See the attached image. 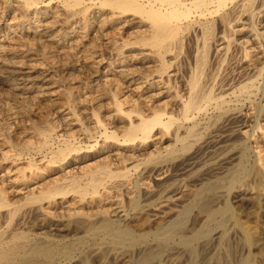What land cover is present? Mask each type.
Segmentation results:
<instances>
[{"label": "bare ground", "instance_id": "1", "mask_svg": "<svg viewBox=\"0 0 264 264\" xmlns=\"http://www.w3.org/2000/svg\"><path fill=\"white\" fill-rule=\"evenodd\" d=\"M238 21L247 25L238 41L219 36L225 44L220 49L235 59L237 70L220 76L206 66L208 43L216 26L229 31ZM113 26L136 39L122 42V48L149 51L131 54V63L142 60L154 66L184 43L192 45L194 67L188 70L183 92L162 86L171 73L152 75L138 85L158 90L149 114L136 111V123L125 127L123 135L97 121L99 136L89 145L61 137V146L51 149L49 127H38L46 154L38 162L31 156L27 167L18 166L22 174L17 179L24 185L14 194L22 196L13 201L0 189V264H264V172H255L257 160L248 146L255 130L246 127L248 103L259 112L263 106L256 98L264 95V0H0V89L7 92L0 93V100L14 99L29 114L45 113L43 106L33 109L25 98L60 99L59 88L51 82L60 62L46 66L39 56L52 59V52L64 54L67 43L86 42L89 31ZM116 42L106 40L112 56L121 49ZM250 43L256 54L248 50ZM103 77L107 83L113 79L109 72ZM115 91L113 100L122 94L120 87ZM120 105L116 102L114 111ZM56 110L61 111L58 105ZM256 121L263 129L264 120ZM88 149L95 150L90 154ZM68 157L70 162L52 184L34 170L44 169L38 167L41 162L55 165ZM75 170L85 173L75 175ZM65 177H72L73 183H67L79 195L81 221L51 211V204L67 195ZM246 197L256 210L255 217L244 221L239 211ZM44 200L47 207L29 205Z\"/></svg>", "mask_w": 264, "mask_h": 264}, {"label": "rangeland", "instance_id": "2", "mask_svg": "<svg viewBox=\"0 0 264 264\" xmlns=\"http://www.w3.org/2000/svg\"><path fill=\"white\" fill-rule=\"evenodd\" d=\"M243 21L244 20H241V22H243ZM241 22L238 21L236 23L237 25L235 24L231 28V30H229V31L228 30L224 31L225 29L222 28V26L221 27L216 26L214 29V37L208 43V45H209L208 52L209 53H207L206 63L209 62L210 64L209 65L206 64V66H207V68L209 66H212V69H214L213 72H216V73L218 72L220 74V76H222L224 74V72L226 73L227 71H230L232 69H233L232 71L237 70V68H236L237 64L235 62V59H233L234 61L231 60V58L229 56H226V54L220 48L225 46L224 41H223L224 39H222L221 37H224V36L229 37V35H230L232 40L238 41V38L242 35L243 32H245V31L242 32L240 30L243 27L244 28L247 27V25H245V24L243 26H241L240 25ZM245 22H246V20H245ZM238 25H240V26H238ZM115 28H117V27H114V26L110 27V28L106 27L105 29H103L104 31L100 30L99 32H95L92 30L89 31L88 32L89 33L88 38H87L86 42L83 41L78 45H77V43H75L77 46L75 44L73 46V44L67 43L66 44L67 50H65L64 54H54L53 52L51 53L52 49H49L50 51L48 50V52L51 53V56L53 57L52 59L54 61L51 59L50 55H47V56H45V55L41 56L40 55L41 57L39 56V61L41 60L40 62H43V63L45 62L44 63L45 65L47 63L49 66L53 65V64L56 65L60 62L57 65V67H55V69H57V70L54 69V71L56 73L53 71L52 77H53V75H54V77L51 80V82L57 88H59V90H60L59 92H61L60 93L61 95L59 96L60 99H56V100H52V101L51 100L50 101H44V100L40 101V99H38L37 97H33L34 99L33 98H29V99L25 98V99H27V100H25V102L28 101V103H29V101H30V103L29 104L27 103V105H29V106L31 105V108L34 107L33 109H35L38 106H40L42 108V106H43V109L46 111L45 113H43L41 115L34 114V113L29 114L26 111H24L25 109H24L23 105L20 104L18 101L15 102L14 99L0 100V108L2 106V108L4 109V110H2V108H1V112H0V138H1L0 139V141H1L0 142V150H1L0 153L1 154L4 153L6 156L5 157L4 154H3V156H1V154H0V163H1L0 164V189L1 188L5 189L7 191V195L11 199H13V201H17V199H20L19 195L22 196V194H19L18 197H16L17 193L14 194V192H16V189L18 190L19 188L23 187L22 184L24 185L23 180L17 179V177L21 176V174H22V172L21 173L18 172L19 171L18 168L22 167V166L27 167L26 165L28 164L29 159L31 160L33 156L35 157V158L33 157L34 158L33 160L38 162L39 160H41V157L44 156L43 154L44 153L46 154V152L43 151L44 149H41L42 142H43L44 138H43V136H41L40 132L37 131L38 127H44V128H45V126L49 127V128L48 127H46V128L49 129V132L51 134L50 135V142H49L51 149L59 148V145L61 146V144H60L61 143L60 142L61 137L62 138L66 137V138H71V139L75 138V140L77 142H79L81 144L89 145V144L95 143L96 138H98V136H99V128L97 127L98 124H96L97 121H98V123L101 122L105 126L107 125V127H109L110 130L116 131L119 135H123L124 131L126 129L125 127L132 124L133 121H135L134 123H136V119H135V115L137 114L136 111H140L141 114H144V115L149 114V112L151 111V109L155 105V104L152 105L154 102L153 94L156 93L158 90L153 91L150 87H149V89H148V87L147 88H141L140 87L141 88L140 89L139 86L144 81L152 80L154 74H157L160 72H167L170 75V73H171L172 76H171V78H169L170 81H168L167 84H164L162 86H164V87L169 86V87L173 88L175 91L178 90L179 91V92L177 91L178 93L183 92V89H182L183 88L182 86L184 84L183 82H185V80L188 78V76H186V75L190 74V71H188V70H189V68L194 67V62L192 61V57H191L192 56L191 53L193 50L192 45H190L188 43H184L183 44L184 46L182 45L181 47H179V49L175 48L173 50V52H170V55L168 54L166 56L164 61L167 63V65L165 64L164 66H163V64L165 63L164 61L154 62V66H153V63L147 64V63L142 62V60H136L134 63H131V60H130V59H132L131 54H132V56H134V54L135 55L138 54L141 56L142 54H146L145 52L147 50H145V49L141 50L140 49V50H138L139 52L136 50H132V51L128 52L126 47H125V49L122 48V46L126 42L136 41V39L133 38V40H131L129 38V36L127 35L128 33L126 34L125 31L119 30V29L115 30ZM232 29H234V30L232 31ZM126 36H128V38ZM219 36H221V37H219ZM216 37L218 40L216 39ZM89 38H90V40H89ZM106 38H109L112 40L116 39L117 40V42H116L117 48L119 46H121V49L119 47L120 50H118V51L115 50L116 52L113 53V56L111 54H109L106 50V40H109ZM122 42H124L123 45H122ZM82 43H84V46H82L83 45ZM85 44H87V45H85ZM247 46L249 48L248 50L250 51V53L256 54V52H253V50H251L253 48L251 43L248 44ZM72 47H73V49H72ZM88 48H89V50H88ZM217 48H218V50H217ZM68 52H70V53H68ZM147 52H149V51H147ZM173 55H174V57H173ZM178 55H179V58H178ZM222 55H223V57H222ZM54 56L56 57V59L57 58L58 59L56 60ZM42 57H43V59H42ZM142 57H144V55ZM221 57H222V59H221ZM79 58H80V61H79ZM49 60H51V62ZM84 60H86V62ZM66 61L68 64L67 63L65 64ZM232 61L235 63H232ZM61 62H63V65L61 64ZM86 64H87V66H86ZM91 64H92V66H91ZM233 64L235 67H233ZM48 65H46V66H48ZM137 65H138V67H137ZM63 66H65L67 68H65ZM74 66H76V67L74 68ZM165 66H167V67H165ZM227 66H228V68H227ZM61 67H62V69H61ZM79 67H81V68H79ZM97 67H98V69H97ZM87 68H89V69L87 70ZM158 68L159 69L162 68V69H160V71H158ZM230 68H232V69H230ZM167 69H168V71H167ZM92 70L97 71V73H95L96 75L92 74V72H91ZM152 71H153V73H152ZM106 72L111 73V76L114 79V80L112 79V81L114 83L112 81L110 83H107L104 80L105 77H103V75H104V73L106 74ZM173 74L176 75V77ZM90 76H92V77H90ZM151 77H152V79H151ZM185 77H186V79H185ZM54 81H56V84ZM260 81L263 82L264 80H260ZM235 82H236V80H235ZM107 84H109V85H107ZM117 87H120L122 94H121V96L117 95L116 99L113 100L114 98H113L112 94L113 95L115 94L114 92H116L115 90ZM1 90L2 89H0L1 94L7 93V92L5 93V91H3V90L1 91ZM64 91H66V92H64ZM67 91H72L73 94H72V92H67ZM2 92H4V93H2ZM64 94H66V95H64ZM63 95H64V97H63ZM70 95H71V97H70ZM72 95H74V96H72ZM144 95H145V97H144ZM67 96H68V98H67ZM72 97H74V98H72ZM61 98H62V100H61ZM65 99H67V100H65ZM151 99H153V100H151ZM256 100L259 103L263 104L262 110L259 112V110L255 109V107H253L254 106L253 104L248 103V105L250 107H248L247 110L251 114L248 118L249 120L247 122L246 127H247V129H251V130L254 129L255 130V132H253L254 133L253 140L249 142L248 146L250 147V149L255 154V157L257 160L256 164H255L256 165L255 166V172L257 173V172H260V170L261 171L263 170V172H264V128L259 129L258 125L255 124V123L259 122V121L257 122L256 120H264V108H263L264 107V95L259 93ZM1 101H2V103H1ZM58 101H60L62 103H60V102L58 103ZM63 101L65 103H63ZM115 101L121 103V105H120L121 107L118 111H114L115 106H116ZM135 101H137V102H135ZM150 101H153V102L150 103ZM52 102H53V104H52ZM114 103H115V105H114ZM57 105H58L59 109H61L60 112H56L57 111L56 110ZM54 106H55V108H54ZM151 106H153V107L151 108ZM69 107L71 108L70 110H68ZM64 108H65V110H64ZM131 110L133 112H131ZM171 111L172 110L170 109V112ZM114 112H116V113H114ZM121 122L122 123L124 122L123 123L124 125L121 124ZM35 124H37V125H35ZM121 125L124 127L123 128L121 127L122 129H119V126H121ZM254 125H256V126H254ZM259 125H261V124H259ZM79 126H80V128H79ZM233 128H234V126H233ZM35 129L37 132L35 131ZM80 129H82V130H80ZM86 129H88V130H86ZM119 130H122L123 133H122V131H119ZM97 132H98V134H97ZM24 133L26 136L24 135ZM88 133L91 135H89ZM22 135H23V137H22ZM92 135H94V136L96 135V136L92 137ZM13 137H15V138H13ZM18 138H20L19 141H16V140H18ZM22 138L23 139L25 138V139L23 140ZM1 143H3V144H1ZM24 143L25 144L28 143V144L25 145ZM52 143L54 144L53 146H52ZM37 144H38V146H37ZM1 145H2V147H1ZM13 145H14V147H13ZM18 146H20V148H18ZM9 147L11 149L17 150V151L13 152V150H11ZM24 147H26V148H24ZM39 148H40V150H39ZM6 150H8V151H6ZM21 150L24 152H22ZM94 150L95 149H91V150L88 149L87 151L86 150L85 151L89 152L90 154H93ZM7 152L8 153L11 152V154H8L10 156L7 155ZM19 152H21V153L19 154ZM15 154L17 156L22 154L21 155L22 158H21V156H19L20 159L18 161H16L17 156ZM83 154H84V150H83ZM11 156H13V157H11ZM13 158H15V159H13ZM70 159H71V157H68V158H66L65 162H61V163L55 164V165L49 164L48 162H41L42 165L39 164L38 167L42 169V167L45 166L43 168L45 169L46 173H45L44 169L38 171V169L36 168L34 170H37V172L40 173L41 179H43L45 182H48V184H50V183L52 184V181H56L55 177H57L61 174V172L59 170H62L63 166H65V164L70 162ZM10 161L12 164L10 163ZM3 163L6 164V166ZM44 163H46V164H44ZM48 164H49V167H48ZM59 166H61V167H59ZM95 166H97V165H95ZM5 171H7V173ZM26 171H27V173H29V169H26ZM57 171H59V172L57 173ZM115 171H122V170L118 169ZM74 172H75V175L76 174L78 175V173L81 174L80 172L85 173V171H78V170L77 171L75 170ZM87 173H89V172H87ZM1 175H3V176H1ZM50 176H51V178H50ZM49 178L51 181H48ZM52 178L55 180H52ZM67 178H69V180ZM65 179H67V180L63 179L62 188L66 187L63 189H65L66 192L68 191L67 195L59 196L56 199L57 201L55 200V202H53L51 204V211L54 212V214L63 215L66 220L81 221L83 218L84 211L82 209V205H80V203L77 202L79 195H78L77 191L75 190V188L71 187V186H73V184H68L69 182L73 183L72 177H65ZM85 180L87 181V179H84L82 182H84ZM189 184L192 185V182H185V185H189ZM251 185H252V183H251ZM148 186L152 187L153 183L150 182V184H148ZM68 188H69V190H68ZM263 189H264V181H263ZM245 200L246 201L242 202V207H240L241 212L239 211V216L242 220L247 221V220H250L251 218L255 217L254 211L256 209L254 206H252V204H250V200H248V197H246ZM74 201H75V203H73ZM42 202L43 201H36L34 203L31 202V204H29V205L33 206V207H35V206L36 207H41V206L47 207L49 205L48 200H44V202L43 203ZM262 206L264 207V203ZM68 214L70 215V217ZM75 219H77V220H75ZM14 223H15V220H13L10 223V225L12 224V227H13Z\"/></svg>", "mask_w": 264, "mask_h": 264}]
</instances>
